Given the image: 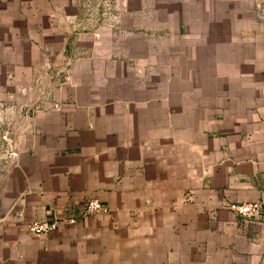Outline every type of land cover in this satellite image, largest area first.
Segmentation results:
<instances>
[{
  "label": "crops",
  "instance_id": "crops-1",
  "mask_svg": "<svg viewBox=\"0 0 264 264\" xmlns=\"http://www.w3.org/2000/svg\"><path fill=\"white\" fill-rule=\"evenodd\" d=\"M86 1L0 0V264H264V0Z\"/></svg>",
  "mask_w": 264,
  "mask_h": 264
},
{
  "label": "built area",
  "instance_id": "built-area-1",
  "mask_svg": "<svg viewBox=\"0 0 264 264\" xmlns=\"http://www.w3.org/2000/svg\"><path fill=\"white\" fill-rule=\"evenodd\" d=\"M0 141L5 146V153L8 159L19 160L21 153L16 147L13 138L12 132L4 126L3 121L0 118ZM86 213L90 215H96L98 213H107L108 208L104 203L98 199H91L88 201ZM229 209L236 212L239 216L243 217L246 221L256 220L263 216L262 207L257 204L244 203V204H232L228 206ZM75 218H69L64 221L54 219L36 221L31 224L30 232L35 235H50L51 233L58 230L60 225L64 222L75 224Z\"/></svg>",
  "mask_w": 264,
  "mask_h": 264
},
{
  "label": "rangeland",
  "instance_id": "rangeland-1",
  "mask_svg": "<svg viewBox=\"0 0 264 264\" xmlns=\"http://www.w3.org/2000/svg\"><path fill=\"white\" fill-rule=\"evenodd\" d=\"M86 3H87L86 5L98 6L100 4V0H89V1H86Z\"/></svg>",
  "mask_w": 264,
  "mask_h": 264
}]
</instances>
